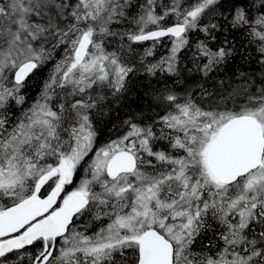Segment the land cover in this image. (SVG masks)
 Listing matches in <instances>:
<instances>
[{
    "label": "snow or ice",
    "instance_id": "snow-or-ice-1",
    "mask_svg": "<svg viewBox=\"0 0 264 264\" xmlns=\"http://www.w3.org/2000/svg\"><path fill=\"white\" fill-rule=\"evenodd\" d=\"M0 264H264V0H0Z\"/></svg>",
    "mask_w": 264,
    "mask_h": 264
},
{
    "label": "trees",
    "instance_id": "trees-1",
    "mask_svg": "<svg viewBox=\"0 0 264 264\" xmlns=\"http://www.w3.org/2000/svg\"><path fill=\"white\" fill-rule=\"evenodd\" d=\"M35 92H36V89L34 88V89H33V94H35Z\"/></svg>",
    "mask_w": 264,
    "mask_h": 264
}]
</instances>
